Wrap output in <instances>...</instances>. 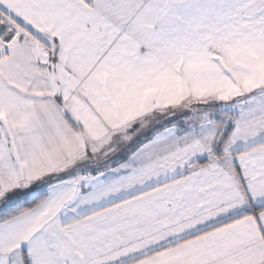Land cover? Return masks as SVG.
I'll list each match as a JSON object with an SVG mask.
<instances>
[{
    "label": "snow or ice",
    "instance_id": "obj_1",
    "mask_svg": "<svg viewBox=\"0 0 264 264\" xmlns=\"http://www.w3.org/2000/svg\"><path fill=\"white\" fill-rule=\"evenodd\" d=\"M0 264H264V0H0Z\"/></svg>",
    "mask_w": 264,
    "mask_h": 264
}]
</instances>
